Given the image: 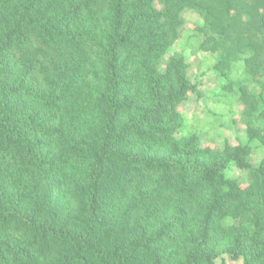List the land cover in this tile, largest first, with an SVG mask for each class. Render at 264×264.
Instances as JSON below:
<instances>
[{
  "label": "trees",
  "instance_id": "trees-1",
  "mask_svg": "<svg viewBox=\"0 0 264 264\" xmlns=\"http://www.w3.org/2000/svg\"><path fill=\"white\" fill-rule=\"evenodd\" d=\"M227 75L264 77V0H0V264H264V157L176 138L195 86L159 59L181 12ZM264 147V97L240 88ZM226 219L236 224L225 225Z\"/></svg>",
  "mask_w": 264,
  "mask_h": 264
},
{
  "label": "rangeland",
  "instance_id": "rangeland-1",
  "mask_svg": "<svg viewBox=\"0 0 264 264\" xmlns=\"http://www.w3.org/2000/svg\"><path fill=\"white\" fill-rule=\"evenodd\" d=\"M182 25L178 39L159 59L158 72L163 73L172 56H179L187 66V76L195 86L177 105L182 118L175 137L196 136L201 148L212 151L226 146L248 145L249 168L239 169L233 162L227 165L224 175L237 182L241 189L249 185V170L256 168L264 157V147L257 141H249L246 133L247 120L244 105L240 100V88L245 87L254 95L264 97V77H254L246 70L243 61L233 63L227 75L215 70L217 55L200 49L203 34L202 18L190 9L181 12ZM236 220L226 219L224 224H236ZM213 264H243L242 259L231 258L220 247Z\"/></svg>",
  "mask_w": 264,
  "mask_h": 264
}]
</instances>
